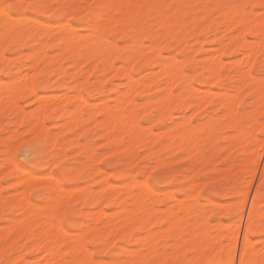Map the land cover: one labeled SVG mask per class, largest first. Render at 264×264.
<instances>
[{
  "label": "rangeland",
  "instance_id": "obj_1",
  "mask_svg": "<svg viewBox=\"0 0 264 264\" xmlns=\"http://www.w3.org/2000/svg\"><path fill=\"white\" fill-rule=\"evenodd\" d=\"M133 1L134 0H119V1L113 0L112 2L117 3V4H131ZM137 1L141 2V0H137ZM5 2H6V0H0V4H3ZM7 2H20V3L27 4V3L32 2V0H7ZM85 2H92V0H85ZM205 2L206 1H204V0H160V1L159 0H142L141 5H149V6H151V5H157V6H160V5H164V6H166V5H177L178 6V7L172 8V10L173 9L178 10L176 23L173 24L171 31H169L166 35H161V29H159L156 26V21L159 17H161L163 14H165V12H167L168 14H171V12H174V11L169 10L167 7H155V8L146 7V8H144L145 10L140 9L141 17H143L145 20H147V23H140V26L145 33V36L143 37V42H144L145 46H148V44L149 45L150 44H157L160 47V45H161V51H162L163 55L170 56V55L174 54L180 60H182L183 63L186 62L185 64H183V70H182V72H184V70H185V72L187 73L186 75H188V73H190V72H191V74H193L194 72H196L198 70L197 74L195 73L194 75H192L193 76L192 84H193V86L196 87L195 89L200 88L199 91H201V93L198 92L199 94H202V91L206 93L210 88H211L212 92L215 91L216 93L222 92V94H224V92L226 91L224 95H227L226 93H228V94L230 93V97H233L231 95H238L239 97L241 96L240 97L241 100L240 99L235 100V103H234V104H236V101L237 102L240 101L238 103L239 105L238 104L234 105L231 103L232 106L230 107V104H228L230 102H234V99L236 96H234V99H230L232 101L229 100V98H230L229 96H228L229 98L227 96L224 97L225 99H223V101L227 100V99L228 100L225 101V103L221 104L222 103V99H221L222 96H220L221 97L220 98L221 103H220V100L218 98L219 96L215 97L216 93L214 92V96L213 95L212 96L215 98H212V96L207 94V93L202 94V95L205 94L206 96L209 95L212 98L211 100L209 99L211 102L210 101L206 102L208 97L206 98V96H204V98H206L205 99L206 104L204 103V106H203L204 98H201V100H199V98H195V100L192 99V98H194L192 95H194L195 92L191 91L192 92L191 95L189 92L188 93L189 95L186 97V100H188V99H189V101L191 100L190 101L191 103L187 109H186V107H183V106H185L183 103L180 104V106L179 105H176L173 107L171 106L170 107V108H172L171 111H169L170 108H168V110L164 113L162 119L157 122V120L155 121V115L153 112L150 115L148 114L149 116L143 112V109L146 108L147 101L150 99H154L157 96V90L156 89L154 90V88H153L154 91H151L152 90L151 89L148 93L138 91L134 94V101L136 102L135 103L136 107H137V110H136L137 113L136 114H137V117H139V122L141 120V122H140L141 126L140 127L142 129L140 128L141 130L138 134V140H137L136 144L133 145V149L131 148L132 144H131V146H128L129 148L128 147L125 148V145L127 146V142H128V144H130L128 141V140H130L129 135H128L129 132L126 128H125L127 130L126 132H128V133L125 134L124 133L125 129L123 130V132H122V133H124V136L122 137L123 141L120 144L112 143L111 141H108L107 139L105 141V138L100 137V133L102 132V129L99 130V128H100L99 122H101V120H99V119H102V120L104 119V116L101 114H98V115H96V117H94V119L93 118L90 120L88 119V121L85 122L84 130H88L87 136H84L80 133L81 132L80 126L75 127V129H72L70 131H65L63 134H61L58 131L62 130V128H63V126L61 125V124H63L62 123L63 120L61 118L54 116V115L48 116L47 118H45V120L43 121L44 125L41 124L43 127L39 126V128L41 127V130L37 128L36 130L38 132L34 130L35 132L33 134V131H31L30 129H27V127H31V126L28 124H27L28 126H25V124L27 123L26 120L29 117V115L34 112V109L36 108V106L39 102L38 98L37 99L36 98L35 99H29V97H32L33 95L23 94V95L19 96L17 99V101H18V103H16L17 107L15 106L14 108H12L7 102H3L4 108L2 106L0 108V113H2V114H0V157H1L0 158V164L3 162L7 163L11 158H14L18 163L28 166L30 162L19 158L17 150L21 147V145H24V144L25 145H31V144H34L35 141H39L41 143L42 151H44L46 153L50 152L52 155V160H48L46 158H41L38 160L42 161V163H39V164L35 163L36 165L29 166L30 167L29 170L35 175V177L37 175V177L34 180V186L30 191V200L32 201V203L41 205L44 203V201L50 202V200L51 201L53 199L55 200L58 196L62 197L60 195L61 194L64 195L66 193V190L59 188L57 186L54 187V185H52L50 183V179L48 178V177H50V175H51V177L59 178L62 186L66 189L70 187L73 189L77 188V190H78L82 186L84 187L88 184V186L91 187L92 190L98 191V188H100V184H101V179H102L101 177L105 173H107V172L112 173V172H115L118 170L130 169V171L132 173H134L137 177L139 176L138 180H140V181L145 180L149 184V189L146 190V194H145V196H146L145 197L146 198L145 205H148V208H146V210L151 209L150 208L151 205L155 203L154 206L152 205V207H154V209L157 208L158 211L157 210L154 211L155 213L153 211L152 212H150L148 210H147L148 212L146 211V213H147L146 214L147 220H146V227H145L146 231L144 229V231L141 232V236H142V234H144V233L146 234L147 232H149V233H147L148 235L144 234L142 237L147 236L145 238H147L148 240H151L152 238L149 239L148 237H151L155 233L154 231H156V232L161 231L162 233L161 232L155 233L156 237H154V235L152 236L154 239L153 244H152L153 239L151 240L152 241L151 243H149V241L145 239L146 243H144V244H146L145 245L146 247L143 248V251L145 252L146 255H145L143 264H152L153 262H151L150 260L155 259L156 257L159 256L160 253H162V252H160L157 254V251H159L160 249H161L160 251L164 250V252L169 251V253H168L169 256L167 257V261H169V260L171 261L172 256H174V254L172 255V249L171 248H174V251H175V247H171L172 246L171 245L170 250L168 247L170 244L173 243V241H175L172 238H174L175 235L178 236L177 234L179 232L181 234V235L179 234L180 238H179V236H178V238L176 237L177 240H176V242H174V244L177 245L176 251L178 252V249L180 247H184V249H185V247L189 246V248L184 250L181 253L182 256H180L181 255L180 253H178V255L177 254L175 255L176 259L175 260L172 259V261L174 260V264H178V262H179L178 260H180L179 264H182L183 260L180 259V257L185 256L186 253H191V257H192V254L195 253V255L197 257V253L199 251H197L196 249L194 250L193 246L192 247L190 246V243L192 244L193 235H194V232L196 229H197V231L199 230V233L201 234L202 238H204L205 240L208 239V237L210 236V233L212 236H210L209 239H212L213 241H214V238L219 233H223L225 236L222 237L223 234H221L222 238L221 239L216 238V239L220 240V241L222 240L221 241L222 244L224 242L229 244L230 242L228 243L227 238H230V236L233 235V234L231 235V232H232L231 230H233V228H234L233 227L231 229V227L234 225V222L232 223V220L237 221V219H239V217L240 218L242 217V220L240 223V229L241 230L239 231V234H238L239 237L237 236L239 238V239H237L238 245H236V249H237L236 251L237 252L235 251L236 253L234 255V258L238 262V258H239L238 256H239V252H240L239 251L240 250V243L242 240L241 236H242L243 228L245 225L244 223L246 221L245 218H247L246 216L248 214V208L250 206L252 196L254 195L256 188L258 187L259 189H261V181L264 180V176L261 179L258 178V177H262V175H264V159L260 158L258 163L257 162L252 163L251 160L246 159L249 157V154L252 153V149L255 152L256 146L254 149L253 145H256L257 143H259V140L256 138H259L261 135H264L263 134L264 133V130H263L264 129V123H261L258 119L260 114L262 112H264V101L261 102L262 104L259 103L261 101V98H259V96L263 97V99H264V95H263V93H264V82H260V80L258 81V79L256 81L253 80L252 82H251V79H249V81L246 80L247 78H249L247 73L249 71H251L254 67L259 66L262 62H264V50H263L264 48L259 47V46H262V47H264V46H263V44H261L260 40H259V45H258L257 41H254V42H256V43H254L253 41L247 40V42L249 44H251V45H249V47H247L248 43H246L245 38H244L245 40L243 39L244 40L243 43L239 42L241 39L240 40L237 39L236 42L238 43V45L235 44L236 38L240 37L241 34H243L245 36V34L248 33L250 30L255 31L257 28H260L261 22H260L259 17L261 15V13H260L259 5L261 3H264V0H209L208 9L205 8ZM251 4H252V6L255 5L256 8H253L251 6ZM232 5L241 6L238 9L244 10V11H241L243 16L245 15L247 17V20H249L248 22L252 23V25L248 24L249 26H251L249 28L246 24V23H248L247 20L245 22L246 25L244 24V21L242 20V22H243L242 24H244V27L245 26L248 27L249 31L248 32L245 31L248 29L246 27H245V30H243V28H242L243 33H240V35H239V33H238L239 31H238L237 34H235V36H237V37L236 38L232 37L234 39L233 41H231V35L234 36L233 33H236L237 28H239L240 27L239 25H241V24H237L238 22L234 23V21H235L234 20L233 23L237 24V25L233 26L232 28H231L232 25L230 27L228 26V28L229 29L231 28V29L229 31H227L228 29L226 30L225 24H222V22L220 23V21H222L224 18L226 20V18L228 16V15L226 16V14H229V12H226V11H225L226 13L224 12L225 14L221 13V10L222 11H224V10H230L231 11V9L234 10V7H231ZM244 5H248V8L245 9L243 7ZM179 9L180 10H189L190 9L192 12H194L197 15L196 19L191 18L189 13H186V15L183 16V18H181V12ZM235 12L237 15V11H235ZM153 14H156V15L154 16ZM238 14L240 15V13H238ZM198 15H203V16H201L198 19V17H199ZM153 16H154V18H153ZM222 16H224L223 19L222 18L220 19V17H222ZM34 17H35L34 13H29L25 17L14 16L13 20L17 21L16 24L13 23V20H9L12 24L11 32H13L14 29H18V30L20 29V30H22V32L20 33L21 39L19 40V42H17V40L13 38L14 35H11L9 40L7 38V43H5L3 41L2 46L5 43V45L3 47V53H4V50L9 47V45H13V43H14V45H16V55L15 56H10L8 58H5V56H3V57L0 56V67H1L0 68V78L3 79L4 81L9 82L11 80H14L18 71H22V72H27L26 70H28V72L30 71L28 68V65H30V61L25 58V56H26L25 54H28V52L29 53L33 52L36 49H38V47H40V41L42 42L44 38L42 37V35L39 34V32H41L43 30L40 28H44V27L21 25L19 23V21L21 19H34ZM210 17H211V19H210ZM237 17H238V15H237ZM0 19H2V16H0ZM44 19H46V20L47 19L61 20L62 18L61 17H45ZM206 20H208V23ZM218 20H220V21L218 22ZM240 20H238V21L241 23ZM226 21H228V20H226ZM263 21H264V19L262 20V23H264ZM231 22L232 21H230V20L228 21V23L226 22V27H227V25L231 24ZM223 23H225V22L223 21ZM121 25H122V22H115L113 24V27L111 28V30L107 31L106 33H107L108 41L110 43H115L119 48V49L117 48L118 49L117 51L119 53L123 54V53H126V51H127L125 49V47L129 44L130 35L133 32H132V30H128L127 34H125V35L121 34L120 31H118L119 29H121V27H122ZM199 25H200V28H199ZM56 27H57V25L50 26L49 33L46 37L47 38L46 39L47 43L45 46V54L46 55H44V57L41 58V60H40L41 63L39 62V64H38L40 66V67L38 66V68H40V69H38L40 71L38 74V78L43 79L45 85H48V86H37L36 87V88H38L37 90L39 92V95H42L44 92L49 97L51 95L57 96L56 94L59 95V93H61V92H59V87H62V90L64 92H66L68 94H70V93L72 94V93H74L76 88H80L79 87L80 85L78 87H77V85L81 84L85 81V79L83 77H85L86 75L89 74L88 78L85 81L86 84L84 86H82L81 91L84 94V96L87 97L89 103H91L92 105L89 104V106L85 107L86 109H84V110H88L91 107L94 108L93 106L96 107V105H99V102L103 101V100L106 101L108 104L114 103L113 102L114 101L113 95H115L114 90L123 88L119 84L121 82L120 79L117 76H115L114 73L112 75H109L111 73H108V75H109V76L107 75L108 77H105L106 75H101L102 73L99 70V66H97L94 63V61H92V60L81 59L79 62L81 63V61H82V63H84V64H81V66H80V63H79V65H75V64L73 65L74 59H73L72 53H67L66 55L61 54V56H59L60 53H62L61 51H62L63 46H62L61 42L59 41L61 33L58 32ZM87 27L89 28V25H87L83 21H79V20L73 21L72 26H71V30H72L71 33L72 34L74 33L73 34V40H80V39L85 38L88 35L87 33L90 32V30ZM1 28L2 27H0V30H1ZM182 28L187 29L185 36L180 34V33H182L181 32ZM196 30L198 31V33H196ZM242 30H240V31L242 32ZM244 31L246 33H244ZM77 34L79 35L78 38L76 37V36H78ZM85 34H87V35H85ZM179 34L182 37H180V36L178 37ZM196 34H198L197 37H196ZM39 36H40V38H39ZM177 37L179 39L181 38L180 39L181 41H178ZM241 38H243V37H241ZM25 41H27V44L24 47ZM232 42H234L233 43L234 49L231 48L232 47L231 45H233ZM221 43H223V44H221ZM239 43L241 44V46L239 45ZM122 44H124V45H122ZM243 44H245V46L247 45L246 48ZM256 45H258V46H256ZM19 46L21 48H19ZM197 46H199V47H197ZM224 46H225V49L224 50L222 49L223 51L222 50L220 51V49L223 48ZM219 47H221V48H219ZM197 48H198V50H197ZM228 48H231V49H228ZM258 48L260 51L259 50L257 51ZM195 49H196V51H195ZM247 49L250 51L246 52V51H248ZM59 50H61V51L59 52ZM202 50H204V51H202ZM216 50L218 52L220 51L221 54L220 53L217 54L218 52H216ZM20 53L22 55H19ZM215 53L217 55H220L221 61H225V62H223L221 64V66H218V69H219V76L218 77H219V79L216 77L218 79V81L214 80V83H212V85H210V87H208L209 86L208 83L210 81H212L213 79L207 83V80H209V78H207V80L206 79L204 80V76L206 73H208V76L212 75L210 73L213 72L211 69V68H213V64H211V67H210V66H208V63H209L210 58H212V56H214V57L217 56ZM243 54H246V57ZM252 54H253L254 58L250 57V56H252ZM208 55H209V57H208ZM210 55H212V56L210 57ZM23 56H24V58H22ZM64 56H66V57H64ZM241 56L245 57L244 60H246L248 58L250 63L252 61L251 65H250L251 69H249L247 67L249 71L245 70L246 66L244 67L245 69L243 68V65L245 62L241 61V59H243V58H241ZM247 56H249V57H247ZM207 58L209 60H206ZM233 60L236 63H234ZM240 61L243 62V64ZM230 62H232V63H230ZM237 62H238V64H237ZM9 63H10V65H9ZM60 63L62 65V67L64 68L65 72H64V74L58 76L55 74V72L53 70L56 67H58L60 65ZM113 63H114L115 68H117L118 64L121 65V60H119L118 58H115ZM246 63H245L246 65H249L248 61ZM145 64H146V62L143 59L138 60L135 64L136 66H135L134 77L137 80H139L140 85H141V83L146 82L148 77H149L148 71H147L148 69H147V66ZM241 64H242V66H239ZM17 66H18V68H17ZM76 66H77V70H76ZM198 67H201L202 71H199L200 68H198ZM202 67H205V68H202ZM206 67H207V69H210V70H207L205 72ZM239 67L241 69H238ZM242 68L245 70V72H243L244 70ZM5 69H10V71L7 73V75L4 74ZM73 70H76V71L73 72ZM239 70L241 73H244V75H245V73L247 74L246 76H248V77L246 79H244L245 76L243 77V79L247 82L246 84L244 83V80L242 79L243 80V82H242L243 85H242V83L240 82L242 80L238 81V79L236 78V77L243 76V74L239 75V73H240ZM89 71H91V72H89ZM209 71H211V72H209ZM99 73H100V75H99ZM230 73H232V74H230ZM202 75H204V76H202ZM182 76H183L182 79L187 77V76H185V74H183ZM101 77H102V79H101ZM104 77L106 79L105 81H104ZM79 80H81V83ZM100 80H102L101 82H104V84H101ZM98 82H100V83H98ZM114 82H116V83H114ZM36 83H37V81L35 79L34 84H36ZM255 83L256 84L260 83V84L255 86L256 85ZM100 84L103 85V95L102 96L100 94H98V92L96 90L100 86ZM161 84L165 85V83L163 81ZM239 84L242 86V89H241V86H239ZM244 84H245V86H244ZM60 85H63V86H60ZM201 85H203V86H201ZM173 86L171 89L174 93L181 92L184 94V92L187 91L185 89V87L187 85H186L184 80L179 81V83H176V85H173ZM181 86H183V87H181ZM197 87H199V88H197ZM254 87H255V89H254ZM109 89H110V91H108ZM204 89H206V91ZM245 89H247L248 91H245ZM262 89H263V92H262ZM190 90H192V88ZM245 92H247V93H245ZM238 96H237V98H239ZM108 97H109V99H108ZM197 100H198V102L201 101V103H202L201 106H199V104H201V103L199 102V104H198ZM254 100H257V102L259 104L255 103L256 101L254 102ZM193 101H196V102L194 103ZM74 102L72 101V106H70V107H73V105L75 104ZM192 102L194 103L193 106L191 105V104H193ZM196 103L198 104L199 107H197ZM5 104H6V107H5ZM225 104L226 105L228 104L227 105L228 109H226ZM253 104H256V106ZM90 105H91V107H90ZM139 105H142V106H139ZM19 106H21L20 107L21 109L19 108ZM202 106H203V108H201ZM223 106L225 108H223ZM236 106H238V111L236 110L237 112L235 110H233L234 111L233 113L231 111L232 114L226 113V112H229L228 110H231L232 108L236 109ZM241 106L247 107L248 110L245 112H241L239 110ZM252 106L255 108H253ZM88 107H90V108H88ZM18 109H20V111ZM31 109H33V111ZM192 110H193V112H192ZM20 112L21 113L23 112L22 113L23 115ZM223 114L224 115L225 114L230 115V117L228 118V116H225L223 118V116H224ZM18 115L21 118V122H19V120H17V118H19ZM210 116H212L214 118L211 119ZM189 117H191V118L189 119ZM227 118H228V120H227ZM187 119H189V122ZM182 120H184V123ZM186 120H187V123H186ZM16 121H17V123H16ZM179 121H182V122H179ZM225 121H228V122H225ZM93 122H94V124H92ZM176 122L181 123L179 125V127L174 126L176 124ZM220 123L222 124V126H220L218 128V125ZM194 124L199 125L198 126L199 128H196V130H195ZM210 124H211V127L209 126ZM7 125H8V127H6ZM111 125H112V123H111ZM113 126H116V124ZM149 127L151 128V130L149 129ZM251 127H252V129H251ZM4 128H5V130H4ZM178 129H179V131H178ZM198 129H200V130H198ZM206 129H208V131ZM182 130L185 132L187 131L189 134L193 135V136L190 135V137H192L191 141H193V138L195 141V139L197 138V137H195V135L200 136V134H203V133H207L208 135H207V137H205L203 135H201L202 138L198 137L196 139V143L195 144L192 143L193 146L191 145L189 147L192 149L188 148V149H186L188 152H186V151H184V149L182 150V149H179L177 147L178 141H179V134L178 133ZM218 130H220V131H218ZM255 130H256V132H255L256 136H258L256 138H254V136H253ZM150 131L152 132L151 134L149 133ZM174 131H175V133H174ZM177 131H178V133H177ZM44 132H49L50 135L56 134L59 144L57 143L56 146L51 148L50 147V139L47 138L44 140H40V138L43 137ZM52 132H54V133H52ZM163 132L166 135L163 134ZM169 132L170 133L172 132L173 134H170V136L168 137ZM229 133L231 134V137L229 136ZM12 135H14L15 138H16V135L19 138H22V142L18 143V141H16L14 139V136H12ZM31 135H33V136H31ZM171 135L172 136L174 135L175 137L174 136L172 137ZM147 136H149V137L152 136V138L154 137V140L152 139V141L149 142L148 145L143 146V142L146 140L145 137H147ZM23 137H24V139H23ZM51 137L52 136H49V138H51ZM156 137H157V140L155 141ZM227 137L228 138L230 137L229 138L230 140L227 141ZM234 137L236 138V140H235V142L233 141L234 144H232L231 141L233 140ZM164 138H167L168 140L167 139L164 140ZM68 139L76 140L78 143L74 144V145L67 144L69 142ZM124 139H126V140L124 141ZM204 139H206V140H204ZM162 140H164V141H162ZM166 140L168 141L167 142L168 144L166 143V145L163 146L162 144L165 143ZM199 140L202 142H200ZM251 140L253 141L252 144L250 143ZM65 141H66V143H65ZM237 141H240L242 143H239ZM254 141L255 142L258 141V142L255 143ZM260 141H262V140H260ZM159 142H161V144ZM263 142H264V140H263ZM263 142H261V143H263ZM14 143L16 144V146ZM171 143L176 144V145L174 144L175 146L173 147V148H176V150L172 149ZM238 143L240 145H238ZM8 144L9 145L12 144V145L7 148ZM66 144H67V146L65 147L64 145H66ZM81 144L88 146L89 151L94 154V159L90 162L89 166L85 167L83 175L77 177L70 184V181L68 180L69 178L64 176L62 173L64 172L65 168L75 167V166H78L80 164V161H82V162L86 161V156L88 155V152L86 153L85 151H83L81 149V146H82ZM235 144H236V146H235ZM194 145H195V147H194ZM199 145H202V148ZM232 145H234V146H232ZM250 146L252 147V149L249 148ZM13 147H15V149ZM198 148H199V150L197 151ZM230 148H232V149L230 150ZM118 149H119V151H118ZM246 149H250V151H249L250 153H247L245 155L244 150H246ZM260 149L261 148L258 147L257 151L260 152ZM192 150H194L196 152H194ZM193 152H194V154H193ZM227 152H229V153L227 154ZM247 152H248V150H247ZM106 153H107V155H105ZM253 153H252V156L254 157ZM156 155H159L160 159L162 160V162L159 164L156 162V159H155ZM61 156L63 159L61 158ZM101 156H103V157H101ZM252 156H250V157L253 158ZM221 157L223 159H221ZM58 158H59V160H58ZM244 158H245V160H247L248 162H250L252 164L248 163L245 165V163L247 161H245ZM50 163H52V165ZM151 165H153V166H151ZM247 165H248V167H250V169L252 168L251 165L255 166L254 171H255L256 175L254 174L255 175L254 181H252L253 183L250 185V187L247 185V180L250 178L253 179V177L249 173L250 169L247 167ZM155 166H156V168H155ZM5 168H8V164H6L5 166L0 165V174H1L0 175V193L2 194V195L0 194V199L4 198L3 200L1 199L2 202L0 201V211H1L3 205L11 204L13 202V200L16 198L18 193L17 192L14 193V192L16 190L18 191L20 189V185H19L18 180H19V178L20 179L22 178L21 175H18L19 173H15L12 171H4ZM151 168H152V170H151ZM149 169L151 170V172ZM246 169L248 172L246 171ZM6 170H9V169H6ZM194 170H196V171H194ZM2 171L5 173L2 174ZM87 173L91 174V177H92V179L89 180V182H87V180L84 177ZM45 174H47V176L48 175L49 176L47 178L45 176L44 179H42V177ZM39 175L40 176L42 175L41 178ZM188 175H190V176H188ZM259 175H261V176H259ZM216 176H218V177H216ZM257 180H259V182ZM16 181L18 183H16ZM242 181H246V183H242ZM202 182H203V184H202ZM188 183H191V184H188ZM191 185H192V187H191ZM244 186L246 187V189L249 188L248 189L249 191H248L246 202H245V205H244V208L242 211L243 214H240L239 210H237V208H238V201L241 198L240 190ZM255 186H256V188H255ZM151 189L152 190L154 189L153 192ZM193 189L196 191H194ZM158 192H159V195H157ZM161 192H164L166 194H163ZM149 193H151V194H149ZM193 193H194L193 198L192 199L189 198L188 196L192 195ZM183 194H185V195H183ZM187 194H188V196H187ZM195 194H196V196H195ZM98 196H99L98 199L100 200L101 195H98ZM158 196H159V199H155V198H158ZM172 196L173 197L176 196V197L173 198ZM186 196H187L188 200L183 199V197H186ZM51 197H53V198L51 199ZM261 197L263 200L262 206L264 208V198H263L264 196H262V194H261ZM181 198L183 199V202L184 201L190 202V209H187L188 210V211L186 210L187 212L184 211V209H180V208H183V207H180L181 205L179 206L180 202L178 200L179 199L181 200ZM150 199H152V200H150ZM237 199H239V200L234 204V202ZM153 200H156V201H153ZM207 201H209V202L206 203ZM210 201H211V203H210ZM79 202L76 203L77 205H74V208L84 209L82 202H80V203ZM194 202H195V205L197 208V210L195 212L192 211V207H193ZM229 202H230V204H229ZM99 203L101 204V201ZM173 203H175V204H173ZM175 205L177 207L179 206L180 208H178V209L175 208L174 207ZM262 206H261V208H262ZM168 207H170V208L168 210H165L166 213H167V211H169L171 209L172 210L175 209V210H178L177 214L182 215V213L185 212L184 213L185 215L184 216L182 215L181 216L182 218H178V217H176L177 214L175 216H173V214L171 213L172 211H169V216H170V213H171V216L167 217L165 212L163 213V211H161L160 209H162V208L167 209ZM9 209L7 212H10ZM36 209H38V211L44 210L43 207H36ZM97 209H98V207H95V206L90 208V211L92 210L91 212H92V214H94V216L96 214ZM93 210H94V212H93ZM152 210H153V208H152ZM107 211L110 213L112 211V209L108 208ZM26 213L27 212L18 213L15 215V218L19 219V216H21L20 218L23 221H27L30 218L31 214L30 213L26 214ZM82 214H80V216L79 215L76 216V215L72 214L73 215L72 216L71 213L65 214V212H64L65 216L63 217L62 222H63V225L69 229L70 235H75L76 233L80 232L79 228L86 229L88 227L87 225L89 223H90L89 225H91V226L97 225L92 219L87 220V214L86 213L84 215H82ZM235 214H237V216ZM67 215H69L70 217L69 216L67 217ZM149 215H150V217H149ZM3 216L4 215H2V213H0V250H4L8 254L12 253L10 264H18L16 262L17 257L24 256V255L27 257L28 260L30 259L31 261L32 260L34 261L35 259H39V256H40L39 252L33 250V248L30 247L32 245L31 242H33L32 239H29V242H28V240H26L24 242V239L17 238V237L13 238V235H9V236L1 235V234H3V231H6L5 230L6 228H4L3 225L4 226L6 225V227H7L8 223L10 222V220L7 219L8 218L7 216H6V219H1V218H4ZM157 216H159V217L157 218ZM173 217H176L179 220L178 224L180 225V227H178L179 226L178 224L174 227V228H176V230L173 228L174 231H176V233L179 231L177 234L175 233V235L172 234L174 232L173 229H171L169 231V233H168V231L166 233V230L169 229L168 227L171 226L168 223L172 219H176ZM198 217H199V219H198ZM259 217L261 219L262 218L263 219L261 220ZM259 217L257 218L258 224L261 227H264V215L260 214ZM152 219H154V220L152 221V224H151L150 222ZM155 219H156V221H155ZM166 219H167V221L165 223L162 222V221H165ZM74 221L76 222V226L78 228L75 225H73ZM194 221H195V224H197L195 226V228L193 225ZM204 221H206V222H204ZM153 222H154V224H153ZM172 223H174V222H172ZM148 224H151V226ZM226 224H227V226H225ZM69 225H71L72 227ZM216 225H219L220 226L219 228H221L222 226H224V227L221 229H218V228H216V227H218ZM230 225H232V226H230ZM149 226H150V228H149ZM73 227H75V228H73ZM83 227H85V228H83ZM165 227H167V228H165ZM226 227H229V228L227 229ZM163 228H165V229H163ZM225 228L228 230V235H227ZM217 230H219V231H217ZM171 231H173V232H171ZM182 232H184V233H182ZM213 233H216V234L213 235ZM157 234L158 235L162 234L160 239H159L160 235L158 236ZM188 234H190V235H188ZM167 235L168 236L174 235V236H172V237L169 236L170 237L169 238V237H167ZM201 236H200V238H201ZM219 236L220 235H218V237ZM155 238L157 239V241H155L156 240ZM250 238H251V241L249 244V249L254 253V255H256L255 254L256 252L253 251V249L255 248V250H256V247H257V251H258V248H259L258 246H260L263 243V242L261 243L260 240H264L263 239L264 235L262 234V232L260 230L257 229V231H255V233L253 232L250 235ZM101 239L105 240V238H101ZM205 240L203 243L200 242L201 244L199 247L200 249L198 248L199 250L203 249V247L201 248L202 244L207 245L208 240L206 241V243H205ZM177 241H179V242H177ZM181 241L183 243H181ZM200 241H202V240L200 239ZM112 242L116 243L117 241L112 239ZM125 242H119V244L125 245L127 243V242L126 243ZM177 243H180V244L178 245ZM150 244H152V245H150ZM219 244L220 243H218V245ZM72 245H73L72 242L70 240H67V241H65L64 245L62 246V249L69 250V251H65V252L70 253V250L73 247ZM98 245L99 246L95 249V255L97 257H102L104 255V253L107 252L109 250V248L111 247V245H109V244H107V245L110 247L106 246V243L102 240H101V243H99ZM126 245L130 248L137 246V245L133 244L132 242L130 243V245H129V243H127ZM251 245H254V246L251 247ZM224 246H225V248H224ZM224 246L222 245L221 247H223L226 250V245H224ZM147 247L150 250H148ZM207 247L209 249H210V247L213 248V249H210L211 253L214 250V252H213V254H211V256L209 255L210 251L208 250ZM210 247L209 246H206V248L204 247V249L202 251V255H204V257L205 256L206 257L204 258L201 256L202 258H204L203 260L206 261L207 259H214V260L219 261V262L221 260L225 262V254L223 256L224 260L221 259L222 255H223L222 253L225 252L224 249L221 250V248H219L220 250L218 249L219 251L215 252V249H214V246L212 243L210 244ZM215 248H217V246ZM259 250H261V249L259 248ZM91 251L93 253L92 254V257H93L94 252H93V250H91ZM174 251H173V253H174ZM176 251H175V253H176ZM181 251H182V248H181ZM150 253H152V254H150ZM149 254H150V256H149ZM226 257H227V255H226ZM12 258H13V260H12ZM163 258H164V256H163ZM165 258H164V260H160V258H159L160 261H159V263H156V264H164V262H166ZM191 259H193V258H190V260ZM190 260L184 261L183 264L190 263L191 262ZM0 261H2L1 258H0ZM170 261H169V264L173 263L172 261L171 262ZM204 261L203 262L200 261V263L202 264V263H204ZM222 261H221V263L225 264Z\"/></svg>",
  "mask_w": 264,
  "mask_h": 264
},
{
  "label": "bare ground",
  "instance_id": "obj_2",
  "mask_svg": "<svg viewBox=\"0 0 264 264\" xmlns=\"http://www.w3.org/2000/svg\"><path fill=\"white\" fill-rule=\"evenodd\" d=\"M113 0H108V2H112ZM119 1V0H118ZM160 1V0H159ZM204 1H206L205 2V8L206 9H208V2H209V0H204ZM113 3V2H112ZM141 3H142V0H141V2L140 1H137V0H134L132 3H131V5H141ZM214 3V2H213ZM252 3V2H251ZM251 6H252V4H251ZM251 8V7H250ZM238 9V8H237ZM236 8H234V10H232L231 9V11L230 10H224V11H222L221 10V13H224L225 11L226 12H229V14H226V16H227V18H226V20H230V21H232L231 22V24H229V25H227V27H226V22L228 23V21H226L225 20V18L223 19V17L224 16H222V17H220V19L222 18L223 20L222 21H220V20H218V22L220 21V23L222 22V24H225V28H226V30L227 31H229L233 26H235V25H237V24H242L243 22H242V20H240V19H237L236 17H237V15H239L238 13H240V15L241 16H243V14H242V12L241 11H244V10H237ZM142 10V9H141ZM143 10H145V9H143ZM180 10V9H179ZM171 11H174V12H171V14H168L167 12H165V14H163L161 17H159L158 19H157V21H156V26L159 28V29H161V35H166L169 31H171V28H172V26H173V24L174 23H176V18H177V12H178V10L177 9H171ZM235 11H237V15H236V12ZM240 11V12H239ZM180 12H181V18H183V16H185L186 15V13H189L190 14V17L191 18H193V19H196V14L194 13V12H192L190 9L189 10H180ZM225 12V13H226ZM234 12V13H233ZM136 13H139V15L141 16V14H140V9H136L133 13H131V15L133 16V17H135V15H136ZM143 13V12H142ZM170 13V12H169ZM224 13V14H225ZM220 14V13H219ZM154 16L156 15V14H153ZM239 15V16H240ZM154 16H153V18H154ZM199 17H198V19L201 17V16H203V15H198ZM225 16V17H226ZM236 16V17H235ZM245 16V15H244ZM188 18V17H187ZM236 18V19H235ZM18 19V18H17ZM210 19H211V17H210ZM259 19H260V24L261 25H264V23H262V20L263 19H261L260 17H259ZM235 20V21H234ZM238 20H240L241 21V23L238 21ZM246 20H247V18L245 19V20H243L244 21V24H245V22H246ZM207 21V23H208V20H206ZM223 21L225 22V23H223ZM233 21H234V23H236V22H238L237 24H234L233 23ZM249 20H247V22H248ZM259 22V21H258ZM264 22V21H263ZM78 23V22H77ZM115 22H113V24H114ZM206 23V22H205ZM216 23V22H215ZM87 24V23H86ZM234 24V25H233ZM243 24V25H244ZM247 24V26L250 28L251 26H249L248 24H250V25H252V23L251 22H248V23H246ZM245 24V25H246ZM254 24V23H253ZM87 25H89V24H87ZM232 25V26H231ZM53 26V25H52ZM55 26V25H54ZM122 27H121V29H119L118 31H120V33L121 34H127L128 33V30H131V27H132V21L131 20H127V21H124V22H122V25H121ZM203 26V25H202ZM224 26V25H223ZM228 26L230 27L231 26V28L229 29L228 28ZM239 26H241V25H239ZM0 27H2L1 28V30H0V56L1 57H3L4 56V53H3V47H4V45H5V43H7V38H8V40L10 39V37H11V35H9V33H11V30H12V24H11V22L8 20V21H6L3 17H2V19H0ZM113 27V25L111 26V27H109L108 29H107V31H109V30H111V28ZM246 27V26H245ZM245 27H239L240 28V30H242V28H243V30H245ZM248 27H246V28H248ZM88 28V27H87ZM155 28V27H154ZM199 28H200V25H199ZM235 28V27H234ZM249 28L247 29V30H245L246 32H248L249 31ZM38 29V28H37ZM40 29H43L41 32H39V34L40 35H42V37L44 38L43 39V41L41 42L40 41V47H38V49H36L35 51H33V52H28V54H25L26 56H25V58L26 59H28L29 61H30V65H28V68H29V72H28V70H26L27 72H22V71H18L17 72V74H16V76H15V78H14V80H11V81H4L3 79H1L0 78V108H1V106L3 107L4 105H3V102H7L12 108H14L17 104L16 103H18V101H17V99H18V97L19 96H21V95H23V94H27V95H33V92H35V98L37 99H39V102H38V104H37V106H36V108L34 109V112L32 113V114H30L29 115V117L27 118V120H26V122H27V124L28 125H30L31 127H27V129H30L31 131H33V134H34V132L35 131H37L36 129L38 128V129H40L41 130V127L39 128V126H42V125H44L43 124V121L45 120V118H47L48 116H52V115H54V116H56V117H58V118H61L63 121H62V123L63 124H61L62 126H63V128H62V130H59L58 132H60L61 134H63L65 131H70V130H72V129H75V127H78V126H80V128H81V134L82 135H84V136H87V131L88 130H84V125H85V122H87L88 121V119L90 120V119H94V117H96V115H98V114H101V115H103L104 116V119L102 120V119H99V120H101V122H99V125H100V128H99V130H101L102 129V132L100 133V137H103V138H105V141H106V139L108 140V141H111L112 143H116V144H120V143H122V141H123V136H124V133L125 134H127L128 132H129V138H130V140H128L129 141V143L130 144H128V142H127V146L125 145V148L126 147H128V146H131V144H132V149H133V145H135L136 144V142H137V140H138V134H139V132H140V130L142 129L140 126V122H141V120H140V122H139V117H137V107H136V102L134 101V94L136 93V92H138V91H140V92H146V93H148L151 89V91H154L155 89L157 90V96L154 98V99H150V100H148L147 101V103H146V108H144L143 109V112L144 113H146V115H150L152 112L154 113V115H155V121L157 120V122L158 121H160L161 119H162V117H163V115H164V113L168 110V108H170L171 106L173 107V106H176V105H179L180 106V104H184L185 106H183V107H186V109L189 107V105H190V101H189V99L188 100H186V97L189 95L188 93L190 92V95H191V91H193V92H195L194 93V95H192L194 98H192V99H194L195 100V98H199V100H201V98H204V96H206L205 94L207 93V94H209V95H213L214 96V92L215 91H213L212 92V90H211V88L205 93V92H203L202 91V94L203 93H205L204 95H202V94H199V93H201V91H199L200 90V88L199 87H197V88H199V89H195L196 87L195 86H193V84H192V81H193V76L192 75H194L195 73L197 74L198 72V70L196 71V72H194L193 74H191V72L190 73H188V75H186L187 73L185 72V70H184V72H182V70H183V64H185V63H183V61L182 60H180L176 55H170V56H167V55H163V53H162V51H161V45H160V47L157 45V44H148V46H145L144 45V42H143V37L145 36V33H144V31H143V29L141 28V26H140V23L139 22H137L136 23V27H135V30L133 31L132 30V34L130 35V42H129V44L125 47V49L127 50H125L126 51V53H119L117 50L119 49L118 48V46L115 44V43H110L109 41H108V37H107V31H105L104 29H100L99 31L98 30H96L93 26H91V25H89V30H90V32L89 33H87V34H85V35H87L85 38H83V39H80V40H73V34L71 33V31L70 32H64V31H62L61 29H60V27L59 26H57L56 27V29L58 30V32H60L61 33V36H60V38H59V41L61 42V44H62V51L61 50H59V52L61 51L62 53H60V55L59 56H61V54L62 55H66L67 53H72V55H73V59H74V62H73V65L75 64V65H79V61L81 60V59H85V60H92V61H94V63L97 65V66H99V70H100V72L102 73L101 75H106L105 77H108L109 75H112L113 73L115 74V76H117L119 79H120V86H122L123 88L122 89H117V90H114L115 91V95H113V99H114V103H112V104H108L106 101H100L99 102V105H96V107L95 106H93L94 108H92L91 107V103H89V101H88V99H87V97L86 96H84V94L82 93V91H81V88H82V86H84L86 83H85V81H86V79L88 78V76H89V74L88 75H86L85 77H83L84 79H85V81L83 82V83H81V80H79L80 81V83L81 84H78L77 85V87L79 86L80 88H76L75 89V91H74V93H70V94H68V93H66V92H64L63 90H62V87H59V92H61V93H59V95L58 94H56L57 96H55L54 94V96H48V95H46L44 92H43V94L42 95H39V92H38V88H36L35 87V89H33V85H34V76H38V74H39V70L38 69H40V68H38V64H39V62H40V60H41V58H43L44 57V55H46L45 54V46H46V43H47V41H46V37H47V35H48V33H49V29H50V26L49 27H44V28H40ZM193 29V28H192ZM191 29V30H192ZM113 30V29H112ZM199 30V29H198ZM239 30V32L238 31H236V33L235 34H237V32L239 33V35H240V33H243V30H242V32ZM74 31V30H73ZM115 31V30H114ZM244 31V33H246ZM22 32V30H20L19 29V31H18V35H20V33ZM182 33H180V34H182L183 36H185L186 35V32H187V29L186 28H182V31H181ZM226 32V31H225ZM28 33V32H27ZM115 33V32H114ZM196 33H198V31L196 30ZM214 33V32H213ZM26 34V33H25ZM120 34V35H121ZM180 34L178 35V37L180 36ZM234 34V33H233ZM235 34H234V36L233 35H231V41H233L234 39L233 38H236L237 36H235ZM37 35V34H36ZM78 35V34H77ZM197 35L198 34H196V37H197ZM243 34H241L240 35V37H238V38H236V40H235V44H237L238 45V43L236 42L237 41V39H241L239 42L240 43H243L244 42V35L242 36ZM24 36V35H23ZM77 38L79 37V35L78 36H76ZM163 37V36H162ZM177 37V39H178V41H181L179 38ZM180 37H182V36H180ZM217 37V36H216ZM233 37V38H232ZM241 37H243V38H241ZM13 38L14 39H16V35H14L13 36ZM39 38H40V36H39ZM75 39V38H74ZM160 39V38H159ZM176 39V40H177ZM244 39V40H243ZM6 40V41H5ZM243 40V41H242ZM3 41L5 42L4 43V45L2 46V44H3ZM49 41V40H48ZM186 41V40H185ZM242 41V42H241ZM19 42V41H18ZM225 42V41H224ZM257 42H258V45H259V40H257ZM200 43V42H199ZM234 42H232V44H233ZM239 43V45L241 46V44ZM246 43H248L247 42V40H246ZM245 43V44H246ZM254 43H256V42H254ZM11 44V43H10ZM14 44V43H13ZM185 44V43H184ZM201 44V43H200ZM221 44H223V43H221ZM245 44H243L244 46H245ZM261 44H263V46H264V43H261ZM122 45H124V44H122ZM220 45V44H219ZM249 45H251V44H249L248 43V46L247 47H249ZM258 45H256V46H258ZM201 46V45H200ZM221 46V45H220ZM232 47V49H234V44L233 45H231ZM246 46H245V48H246ZM25 47V46H24ZM124 47V46H123ZM197 47H199V46H197ZM236 47V46H235ZM259 47H261V48H264V47H262V46H259ZM19 48H21L20 46H19ZM118 48V49H117ZM121 48V47H120ZM213 48V47H212ZM218 48V47H217ZM219 48H221V47H219ZM231 48H228V49H231ZM251 48V47H250ZM260 48V49H261ZM59 49V48H58ZM124 49V48H123ZM200 49V48H199ZM224 50L225 49V46L223 47V48H221L220 49V51L221 50ZM197 50H198V48H197ZM222 50V51H223ZM248 50V49H247ZM259 50V48L257 49V51ZM262 50V49H261ZM264 50V49H263ZM188 51V50H187ZM195 51H196V49H195ZM202 51H204V50H202ZM218 52L217 50H216V52H218L217 54H221V52ZM250 50H248V51H246V52H249ZM254 51V50H253ZM260 51V50H259ZM23 53V52H22ZM26 53V52H25ZM57 53V52H56ZM194 53V52H193ZM211 54V53H210ZM216 54V53H215ZM216 54V55H217ZM249 54V53H248ZM247 54V55H248ZM255 54V53H254ZM258 54V53H257ZM256 54V55H257ZM18 55V54H17ZM19 55H22L21 53L19 54ZM53 55V54H52ZM245 57H246V54H243ZM194 56V55H193ZM212 55H210V57H211ZM64 57H66V56H64ZM63 57V58H64ZM207 57V56H206ZM208 57H209V55H208ZM218 57V58H217ZM245 57H242L241 56V58H243V59H241V61H243V62H247L248 61V64L249 65H246L245 63H244V65H243V68L246 66V69L245 70H247V71H249L248 70V68L249 69H251V63H252V61H251V63H250V61L248 60V58L246 59V60H244V58ZM247 57H249V56H247ZM250 57H252V58H254L253 57V54H252V56H250ZM12 58V57H11ZM22 58H24V56L22 57ZM115 58H118L119 60H121V65H119L118 64V66H117V68H115V66H114V59ZM196 58V57H195ZM15 59V58H14ZM140 59H143V60H145V62H146V66H147V71H148V79H147V81L146 82H144V83H141V85H140V83H139V80H137L135 77H134V72H135V64H136V62L138 61V60H140ZM212 59V60H211ZM220 59V60H219ZM237 59V58H236ZM250 59V58H249ZM206 60H209L208 58L206 59ZM205 60V61H206ZM211 60V61H210ZM210 60H209V63H208V66H210L211 67V64H213V68H211L212 69V71L213 72H211V71H209V72H211L210 74H212V75H210V76H208V73H206L205 74V76L204 75H202V76H204V80L206 79L207 80V78H209V80H207V83L210 81V80H212V81H210L208 84H209V86L208 87H210V85H212V83H214V80H216V81H218V79H219V69H218V66H221V64L223 63V62H225V61H221V58H220V55H217V56H212V58H210ZM15 61V60H14ZM61 61V60H60ZM237 61V60H236ZM240 61V62H241ZM205 62V63H206ZM211 62V63H210ZM213 62V63H212ZM233 62L234 63H236L234 60H233ZM239 62V63H240ZM243 62H241L242 64H243ZM41 63V62H40ZM195 63V62H194ZM230 63H232V62H230ZM81 64H84V63H82V61H81V63H80V66H81ZM237 64H238V62H237ZM242 64L241 65H239V66H242ZM9 65H10V63H9ZM17 65V64H16ZM44 65V64H43ZM59 65V64H58ZM207 65V64H206ZM235 65V64H234ZM79 66V67H80ZM202 66V65H201ZM230 66V65H229ZM232 66V65H231ZM40 67V66H39ZM91 67V66H90ZM248 67V68H247ZM1 68V67H0ZM17 68H18V66H17ZM71 68V67H70ZM95 68V67H94ZM198 68H200L199 69V71H202L201 70V67H198ZM202 68H205V67H202ZM209 68V67H208ZM227 68V67H226ZM242 68V69H243ZM91 69V68H90ZM89 69V70H90ZM157 69V70H156ZM194 69V68H193ZM238 69H241L240 67L238 68ZM243 69V70H244ZM76 70H77V66H76ZM76 70H73V72L74 71H76ZM94 70V69H93ZM195 70V69H194ZM193 70V71H194ZM207 70H210V69H207V67H206V70H205V72L207 71ZM245 70L243 71V72H245ZM54 72H55V74L56 75H58V76H60V75H62V74H64V72H65V70H64V68L62 67V65H61V63H60V65L58 66V67H56L54 70H53ZM52 71V72H53ZM92 71V70H91ZM91 71H89V72H91ZM239 72H240V70H239ZM238 72V73H239ZM250 72V71H249ZM248 72V73H249ZM70 73V72H69ZM72 73V72H71ZM94 73V72H93ZM108 73H111V74H109L108 75ZM200 73V72H199ZM241 73V72H240ZM239 73V75H242L243 74V76H241V77H236L237 79H238V81L239 80H242L243 79V77H244V79H246L248 76H246L247 74L245 73V75H244V73H241L240 74ZM87 74V73H86ZM183 74H185V76H187V77H185L184 79H182L183 78ZM230 74H232V73H230ZM69 75V74H68ZM97 75V74H96ZM99 75H100V73H99ZM108 75V76H107ZM200 75V74H199ZM207 75V76H206ZM238 75V74H237ZM55 76V75H54ZM147 76V75H146ZM201 76V77H202ZM71 77V76H70ZM105 77H104V81L106 80L105 79ZM218 79H217V78ZM47 78V77H46ZM58 78V77H57ZM82 78V79H83ZM115 78V77H114ZM113 78V79H114ZM240 78V79H239ZM71 79V78H70ZM101 79H102V77H101ZM243 79V80H244ZM185 81V83H186V87H185V89L187 90H185L186 92H184V94L183 93H181V92H176V93H174L173 91H172V86L173 85H176V83H179V81ZM243 80L242 81H240L241 83L243 82ZM247 81H249V78H247L246 79ZM102 80H100V82H101ZM162 81L165 83V85H162L161 83H162ZM215 81V82H216ZM237 81V80H236ZM253 80H251V82H252ZM256 81V80H255ZM259 81V80H258ZM100 82H98V83H100ZM161 82V83H160ZM206 82V81H205ZM261 82V81H260ZM108 83V82H107ZM114 83H116V82H114ZM244 83L246 84L247 82L244 80ZM101 84H104V82H101ZM100 84V86L96 89L97 90V92H98V94H100L101 96L103 95V85H101ZM207 84V85H208ZM245 84H244V86H245ZM256 84V83H255ZM258 84H260V83H257L255 86H257ZM263 84V83H262ZM214 85V84H213ZM242 85H243V83H242ZM60 86H63V85H60ZM169 86V87H168ZM201 86H203V85H201ZM239 86H241L240 84H239ZM97 87V86H96ZM174 87V86H173ZM181 87H183V86H181ZM253 87V86H252ZM153 88H154V90H153ZM192 88V90H190V89ZM251 88V87H250ZM56 89V88H55ZM208 89V88H207ZM241 89H242V86H241ZM253 89V88H252ZM254 89H255V87H254ZM205 91H206V89H204ZM250 90V89H249ZM108 91H110V89L108 90ZM248 91V90H247ZM199 92V93H198ZM224 92V91H223ZM226 92V91H225ZM225 92H224V94H225ZM262 92H263V89H262ZM216 93V92H215ZM218 93V92H217ZM216 93V96L215 97H217V96H219L218 98H219V100H220V96H222V103H221V100H220V103L221 104H223V103H225V101H227V100H224L223 101V99H225L224 97H230V93L228 94V93H226L227 95H224V94H222V92H220V93H218L217 94ZM245 93H247V92H245ZM145 94V93H144ZM184 96H183V95ZM232 94V93H231ZM244 94V93H243ZM206 96V98H207V101L206 102H208V101H210L212 98H215V97H213L212 96V98H211V96ZM245 95V94H244ZM263 95H264V93H263ZM40 96V97H39ZM115 96V97H114ZM191 96V97H192ZM202 96V97H201ZM231 96H233V97H228L229 98V100L230 99H234V96H236L235 97V99H234V102H230V103H228V104H230V107L232 106V104H234L235 103V100H238V99H240L241 100V96L239 97L238 95H231ZM237 96L239 97V98H237ZM34 98V99H35ZM206 98H204V102H203V106H204V103L206 104V102H205V99ZM259 98H261V101L259 102V103H261L262 101H264V99H263V97H261V96H259ZM108 99H109V97H108ZM210 99V100H209ZM263 99V100H262ZM17 101V102H16ZM72 101L75 103H73L74 105H73V107H70V106H72ZM203 101V100H202ZM230 101H232V100H230ZM256 101V102H255ZM194 103L196 102V101H193ZM192 102V103H193ZM200 103H201V101H199ZM199 102H198V100H197V103L199 104ZM211 102V101H210ZM209 102V103H210ZM240 102V101H239ZM239 102H237L236 101V104H238ZM254 102L255 103H258L257 102V100H254ZM96 103V102H95ZM194 103L193 104H191L192 106L194 105ZM196 103V104H197ZM232 103V104H231ZM258 103V104H259ZM89 104H91L90 105V107H88V108H90V109H88V110H84V109H86L85 107H87V106H89ZM195 104V105H196ZM198 104H197V107H199V106H201L202 105V103L201 104H199V106H198ZM220 104V105H221ZM227 104V105H228ZM236 104H234V105H236ZM257 104V105H258ZM262 104V103H261ZM19 105V104H18ZM226 105V104H225ZM224 105V106H225ZM227 105H226V109H228L227 108ZM239 105V104H238ZM253 105H255L256 106V104H253ZM139 106H142V105H139ZM203 106L201 107V108H203ZM223 106V108H225ZM5 107H6V104H5ZM17 107V106H16ZM21 106H19V108H20ZM253 107V106H252ZM4 108V107H3ZM253 108H255V107H253ZM17 109V108H16ZM21 109V108H20ZM20 109H18L19 111H20ZM171 109L172 108H170V110L169 111H171ZM195 109V108H194ZM32 111H33V109H31ZM197 110V109H196ZM215 110V109H214ZM233 110H237L238 111V106H236V109H231V110H228L229 112H226L227 114L229 113V114H232L234 111ZM28 111V110H27ZM26 111V112H27ZM87 111V112H86ZM200 111V110H199ZM231 111H232V113H231ZM236 111V112H237ZM17 112V111H16ZM142 112V113H143ZM192 112H193V110H192ZM21 113V112H20ZM23 113V112H22ZM21 113V114H22ZM86 116H85V115ZM23 115V114H22ZM141 115V114H140ZM148 115V116H149ZM193 115V114H192ZM221 115V114H220ZM224 115V114H223ZM147 116V117H148ZM179 116V115H178ZM225 116H228V118L230 117V115H224L223 116V118L225 117ZM18 117H19V115H18ZM142 117V116H141ZM146 117V118H147ZM165 117V116H164ZM209 117V116H208ZM211 117V119L212 118H214V117H212V116H210ZM184 118V117H183ZM187 118V117H186ZM191 117H189V119H190ZM228 118H227V120H228ZM164 119V118H163ZM189 119H187L188 120V122H189ZM17 120H19V122H21V118L19 117V118H17ZM181 120V119H180ZM187 120H186V123H187ZM97 121V120H96ZM95 121V122H96ZM183 121V123H184V120H182ZM182 121H179V122H182ZM24 122V121H23ZM225 122H228V121H225ZM16 123H17V121H16ZM60 123V122H59ZM111 123H112V125H111ZM40 124V125H39ZM42 124V125H41ZM92 124H94V122L92 123ZM116 124V126H113V125H115ZM181 123H178V122H176V124L174 125V126H176V127H179V125H180ZM221 124V123H220ZM218 125V128L220 127V126H222V124L221 125ZM225 124V123H224ZM60 125V124H59ZM150 125V124H149ZM197 126V127H196ZM199 125H195L194 124V127H195V130H196V128H199L198 127ZM210 127H211V124L209 125ZM213 126V125H212ZM215 126V125H214ZM6 127H8V125L6 126ZM43 127V126H42ZM87 127V126H86ZM145 127V126H144ZM155 127V126H154ZM201 127V126H200ZM204 127V126H203ZM235 127V126H234ZM128 130V132H126L127 130ZM141 128V129H140ZM125 129V130H124ZM149 129L151 130V128L149 127ZM173 129V128H172ZM181 129V128H180ZM251 129H252V127H251ZM4 130H5V128H4ZM35 130V131H34ZM123 130H124V133H122L123 132ZM198 130H200V129H198ZM207 131H208V129H206ZM205 130V131H206ZM236 130V129H235ZM258 130V129H257ZM264 130V129H263ZM162 131V130H161ZM178 131H179V129H178ZM178 131H177V133H178ZM218 131H220V130H218ZM38 132V131H37ZM173 132V131H172ZM170 133L169 132V134H168V137L170 136V134H173V133ZM256 130L254 131V138H256V137H258V136H256ZM52 133H54V132H52ZM150 134L152 133L151 131L149 132ZM174 133H175V131H174ZM234 133V132H233ZM238 133V132H237ZM260 133V132H259ZM58 134V133H57ZM89 134V133H88ZM123 134V135H122ZM163 134H165L164 132H163ZM179 141H178V145H177V147L179 148V149H184V151H186V152H188L186 149H188L191 145H192V143L193 144H195L196 143V139L198 138V137H200V138H202L201 137V135H203V136H205V137H207V133H203V134H200V136H197V135H195V137H197L196 139H195V141H194V138H193V141H191V138L192 137H190V135L191 134H189L187 131L185 132V131H180L179 133ZM228 134V133H227ZM264 134V133H263ZM60 135V134H59ZM166 135V134H165ZM176 135V134H175ZM222 135V134H221ZM226 135V134H225ZM238 135V134H237ZM12 136H14V135H12ZM31 136H33V135H31ZM49 136H52L51 138H49ZM98 136V135H97ZM172 136V135H171ZM174 136V135H173ZM172 136V137H173ZM191 136H193V135H191ZM229 136L231 137V134L229 133ZM233 136V135H232ZM236 136V135H235ZM75 137V136H74ZM167 137V138H168ZM175 137V136H174ZM229 137V138H230ZM237 137V136H236ZM13 138V137H12ZM28 138V137H27ZM50 139V147L52 148V147H54V146H56L57 145V143L59 144V142H58V139H57V136H56V134H53V135H50V133L49 132H44V135H43V137L42 138H40V140H44V139ZM146 138V140L143 142V146H146V145H148V143L149 142H151L152 141V139L154 140V137L152 138V136H147V137H145ZM167 138H164V140L165 139H167ZM171 138V137H170ZM169 138V139H170ZM199 138V139H200ZM204 138V137H203ZM228 137H227V141L228 140H230ZM235 138V137H234ZM233 138V140L231 141V143L232 144H234L233 143V141L235 142V140H236V138L234 139ZM238 138V137H237ZM14 139L16 140V141H18V143L19 142H22V138H19L17 135H16V138H15V136H14ZM23 139H24V137H23ZM77 139V138H76ZM127 139V138H126ZM126 139H124V141L126 140ZM163 139V138H162ZM256 139H258L259 140V143H257L256 145H254V149H255V146H256V149H255V152L253 151V149H252V147L250 146L249 148L250 149H252V153L254 154V157L252 156V153H250L249 151H250V149H246V150H244V154L246 155L247 153H250L249 154V157L248 158H246L247 160L249 159V160H251V162L253 163V162H257L258 163V161L260 160V158H261V156H260V152H258L257 151V149H258V147H260L261 148V145L262 144H264V142H263V140L262 141H260V139L259 138H256ZM69 140V142L67 143V144H70V145H74V144H77L78 142L76 141V140H73V139H68ZM157 140V137H156V139H155V141ZM164 140H162V141H164ZM168 140V139H167ZM166 140V142L165 143H163L162 145L164 146V145H166V143L168 142ZM204 140H206V139H204ZM203 140V141H204ZM240 140V139H239ZM198 141V140H197ZM200 141V140H199ZM24 142V141H23ZM33 142V141H32ZM170 142V141H169ZM200 142H202V141H200ZM237 142H239V143H242V142H240V141H237ZM247 142V141H246ZM249 142V141H248ZM255 142V141H254ZM256 142H258V141H256ZM255 142V143H256ZM261 142H263V143H261ZM65 143H66V141H65ZM103 143V142H102ZM106 143V142H105ZM160 144H161V142H159ZM204 143V142H203ZM238 143V145H240ZM251 144L253 143V141L251 140V142H250ZM15 144V143H14ZM67 144L66 145H64L65 147L67 146ZM155 144V143H154ZM168 144V143H167ZM172 144V149H175L176 150V148H173L175 145L173 144V143H171ZM201 144V143H200ZM205 144V143H204ZM203 144V145H204ZM237 144V143H236ZM236 144H235V146H236ZM246 144V143H245ZM250 144V145H251ZM12 144H8L7 145V148L9 147V146H11ZM25 145V144H24ZM82 145V144H81ZM197 145V144H196ZM228 145V144H227ZM6 146V145H5ZM15 146H16V144H15ZM26 146H30V148H31V155H32V157H34L36 160H38V159H41V158H46V159H48V160H52V155H51V153L50 152H44V151H42V146H41V143L39 142V141H35V143L34 144H31V145H26ZM46 146V145H45ZM193 146V145H192ZM199 146H201V148H202V145H199ZM198 146V147H199ZM229 146V145H228ZM232 146H234V145H232ZM152 147V146H151ZM171 147V146H170ZM194 147H195V145H194ZM197 147V146H196ZM14 149H15V147H13ZM124 148V147H123ZM124 148V149H125ZM129 148V147H128ZM200 148V147H199ZM199 148L197 149V151L199 150ZM226 148V147H225ZM245 148V147H244ZM10 149V148H9ZM64 149V148H63ZM81 149L83 150V151H85L86 153L88 152V155L86 156V161H80V164L78 165V166H75V167H67V168H65L64 169V172L62 173L64 176H66L67 178H69L68 180L70 181V184L77 178V177H79V176H82L83 175V173H84V169H85V167H87V166H89L90 165V162L94 159V154L92 153V152H90L89 151V149H88V146L87 145H82L81 146ZM80 149V150H81ZM131 149V150H132ZM149 149V148H148ZM189 149H192V148H189ZM232 148H230V150H231ZM229 150V151H230ZM234 150V149H233ZM247 150H248V152H247ZM64 151V150H63ZM117 151V150H116ZM118 151H119V149H118ZM192 151H194V150H192ZM191 151V152H192ZM9 152V151H8ZM77 152V151H76ZM112 152V151H111ZM172 152V151H171ZM175 152V151H174ZM194 152H196V151H194ZM194 152H193V154H194ZM243 152V151H242ZM229 152H227V154H228ZM60 154V153H59ZM111 154V153H110ZM191 154V153H190ZM189 154V155H190ZM13 155V154H12ZM104 155V154H103ZM105 155H107V153L105 154ZM63 156V155H62ZM62 156H61V158H62ZM226 156V155H225ZM250 156H252L253 158H251ZM8 157V156H7ZM101 157H103V156H101ZM100 157V158H101ZM247 157V156H246ZM1 158V157H0ZM6 158V157H5ZM60 158V159H61ZM140 158V157H139ZM251 158V159H250ZM63 159V158H62ZM155 159H156V162L159 164V163H161L162 162V160L160 159V156L159 155H156V157H155ZM221 159H223L222 157H221ZM58 160H59V158H58ZM99 160V159H98ZM244 160H245V158H244ZM247 160H245V161H247ZM154 161V160H153ZM252 164V163H250V162H246L245 163V165L246 164ZM6 164H8V168H5V170L4 171H12V172H15V173H19L18 175H21L22 176V178L20 179L19 178V180H18V182H19V185H20V189L17 191H15L14 193H18V195L16 196V198L13 200V202L11 203V204H5V205H3L2 206V209H1V211H0V213H2V215H4L3 217L4 218H1V219H6V216L8 217L7 219H9L10 220V222L8 223V225H7V227H6V225L4 226L3 225V227L4 228H6L5 230L6 231H3V234H1V235H5V236H9V235H13V238L14 237H17V238H22V239H24V242L26 241V240H28V242H29V239H32L33 240V242H31V248H33V250H35V251H38L39 252V259H35L33 262L29 259H27V257L24 255V256H19V257H17V260H16V262L18 263V264H21V262H22V264H87V262L92 258V251L90 250V249H88V247H87V245H88V241H90V240H95V241H99L98 242V244L99 243H101V240L102 241H104L105 242V240H107L109 237H112V239L113 240H115V241H119V242H127V243H129V245H130V243L132 242L133 244H135V245H137V246H135V247H133V248H130V247H128L126 244L125 245H120V247H119V251L118 252H116V253H114L113 255H114V258L115 259H117L119 262H120V264H143V261H144V258H145V252L143 251V248H145L146 246V244H144V243H146L145 241L146 240H148L147 238H145V237H147V236H145V237H142L144 234H142V236H141V232L142 231H144V229H145V227H146V220H147V213H146V211L148 210V211H150V212H154V211H156L157 210V208L156 209H154V207H152V205L154 206V204H150L151 205V209H147L146 210V208H148V205H145V200H146V196H145V194H146V190L147 189H149V184L145 181V180H143V181H140V180H138V177L134 174V173H132L131 171H130V169H123V170H118V171H115V172H112V173H109V172H107V173H105L101 178V184H100V188H98V191H95V190H92L91 189V187H89L88 186V184L86 185V186H82L80 189H78L77 190V188L76 189H73V188H64L63 186H62V184H61V182H60V180H59V178H56V177H51V175H50V177H48L47 176V174H45L43 177H42V179H44V177L46 176V178L48 177L49 179H50V183L52 184V185H54V187L55 186H57V187H59V188H62V189H64V190H66V193L64 194V195H60V196H62V197H57L55 200L53 199L52 201L50 200V202L49 201H44V203L43 204H41V205H38V204H34V203H32V201L30 200V191H31V189L33 188V186H34V180H35V178L37 177V175H36V177H35V175L29 170L30 169V167L29 166H33V165H36L34 162H30L29 163V165L28 166H26V165H22V164H20V163H18L14 158H11L7 163H1L0 165H2V166H5ZM51 165H52V163H50ZM163 164V163H162ZM151 166H153V165H151ZM162 166V165H161ZM252 166V168L250 169V167H248V165H247V167L250 169V174H251V176L253 177V179H248L247 180V185L250 187V185L253 183L252 181H254V177H255V166L254 165H251ZM171 167V166H170ZM246 167V168H247ZM153 168V167H152ZM152 168H151V170H152ZM155 168H156V166H155ZM6 169H9V170H6ZM150 170V169H149ZM151 170H150V172H151ZM154 170V169H153ZM135 171V170H134ZM194 171H196V170H194ZM246 171H247V169H246ZM234 172V171H233ZM248 172V171H247ZM262 172V171H261ZM3 173H5V172H3L2 171V174ZM139 173V172H138ZM149 173V172H148ZM227 173V172H226ZM49 174V173H48ZM248 174V173H247ZM255 174V175H254ZM1 175V174H0ZM15 175V174H14ZM40 176V175H39ZM42 176V175H41ZM41 176H40V178H41ZM188 176H190V175H188ZM259 176H261V175H259ZM263 176L264 175H262V177H258L259 179H261V178H263ZM85 179L87 180V182H89V180H91L92 179V177H91V174H89V173H87L85 176ZM187 177V176H186ZM216 177H218V176H216ZM220 177V176H219ZM39 178V177H38ZM171 178V177H170ZM187 179V178H186ZM49 181V180H48ZM258 182H259V180H257ZM4 182V181H3ZM17 181H16V183H18ZM208 182V181H207ZM205 183V182H204ZM188 184H191V183H188ZM196 184V183H195ZM194 184V185H195ZM202 184H203V182H202ZM211 185V184H210ZM257 185V184H256ZM185 187V186H184ZM191 187H192V185H191ZM152 188V187H151ZM187 188V187H186ZM196 188V187H195ZM194 188V189H195ZM198 188V187H197ZM255 188H256V186H255ZM190 189V188H189ZM193 189V190H194ZM249 189V188H248ZM248 189H246V187L244 186V187H242V189L240 190V195H241V198H240V200L239 199H237L235 202H234V204L238 201V208H237V210H239V213L240 214H243L242 213V211H243V208H244V205H245V202H246V198H247V195H248ZM152 190V189H151ZM154 190V189H153ZM153 190H152V192H153ZM188 190V189H187ZM191 191V190H190ZM194 191H196V190H194ZM193 191V192H194ZM199 191V190H198ZM156 192V191H155ZM148 193V192H147ZM161 193H163V194H166V193H164V192H161ZM196 193V192H195ZM214 193V192H213ZM1 194V193H0ZM149 194H151V193H149ZM156 194V193H155ZM154 194V195H155ZM173 194V193H172ZM181 194V193H180ZM2 195V194H1ZM98 195H101V198H100V200L98 199L99 198V196ZM157 195H159V192L157 193ZM183 195H185V194H183ZM193 195H194V193L192 194V195H189L188 196V194H187V196L189 197V198H193ZM44 196V195H43ZM148 196V195H147ZM165 196V195H164ZM167 196V195H166ZM187 196L186 197H183V199H186V200H188L187 199ZM191 196V197H190ZM195 196H196V194H195ZM173 197V196H172ZM174 197H176V196H174ZM173 197V198H174ZM53 197H51V199H52ZM153 198V197H152ZM161 198V197H160ZM196 198V197H195ZM264 198V197H263ZM2 199V198H1ZM0 199V201L2 202V200L4 199H2L1 200ZM41 199V198H40ZM155 199H159V196H158V198H155ZM183 199L181 198V200L179 199L178 201L180 202V204H179V206L180 207H183V208H180L179 206L177 207L176 205L174 206L175 208H180V209H184V211H186L187 209H190V202H186V201H184L183 202ZM39 200V199H38ZM149 200V199H148ZM147 200V201H148ZM150 200H152V199H150ZM41 201V200H40ZM82 202V204H83V208L84 209H82V208H79V209H77V208H74V205H77L76 203H78V202ZM101 201V204L99 203ZM146 201V202H147ZM153 201H156V200H153ZM177 201V200H176ZM175 201V202H176ZM177 201V202H178ZM262 197H261V192H260V189L257 187L256 188V190H255V192H254V195L252 196V200H251V203H250V206H249V208H248V214H247V218H245L246 219V221H245V225H244V228H243V232H242V236H241V243H240V252H239V255H247L249 258H253V257H255V255H254V253L249 249V244H250V241H251V238H250V235L254 232L255 233V231H257V229L258 230H260L261 232H262V234L264 235V227H261L259 224H258V220H257V218L260 216V214L262 215H264V210H262V208H263V206H262ZM79 202V203H80ZM161 202V201H160ZM159 202V203H160ZM178 202V203H179ZM182 202V203H181ZM199 202V201H198ZM209 201H207L206 203H208ZM232 202V201H231ZM36 203V202H35ZM157 203V202H156ZM205 203V204H206ZM210 203H211V201H210ZM158 204V203H157ZM173 204H175V203H173ZM229 204H230V202H229ZM172 205V204H171ZM189 205V206H188ZM10 206V207H9ZM98 207V209L96 210V214H95V216H94V214H92V210L90 211V208H92V207ZM146 206V207H145ZM186 206V207H185ZM189 208H188V207ZM221 206V205H220ZM219 206V207H220ZM223 206V205H222ZM261 206H262V208H261ZM36 207H43V211H38V209H36ZM86 207V208H85ZM160 207V206H159ZM10 208V209H9ZM108 208H111L112 209V211L109 213L108 211H107V209ZM152 208H153V210H152ZM170 207H168L167 209H160L161 211H163V213L165 212V214L167 215V217H170L171 216V213L173 214V216H175L177 213H178V210H175V209H171V210H169V211H172L171 213H170V216H169V211H167V213H166V211L165 210H168ZM8 209L10 210V212H7L8 211ZM204 209V208H203ZM208 209V208H207ZM264 209V208H263ZM205 210V209H204ZM147 211V212H148ZM158 211V210H157ZM177 211V212H176ZM188 211V210H187ZM186 211V212H187ZM25 212H27L26 214H28V213H30L31 215H30V218L27 220V221H23L20 217L21 216H19V219H16L15 218V215L16 214H18V213H25ZM64 212H65V214L66 213H68V214H70L71 213V215L73 214V215H76V216H80V214H82V215H84L85 213L87 214V220L89 219V220H93L97 225H94V226H91V225H87L88 227L86 228V229H82V228H79L80 229V232H78V233H74L75 235H70V231H69V229L68 228H66L64 225H63V222H62V219H63V217L65 216L64 215ZM93 212H94V210H93ZM174 212V213H173ZM209 212V211H208ZM224 212V211H223ZM155 213V212H154ZM161 213V212H160ZM185 212H183L182 213V215L184 216L185 214H184ZM25 214V215H26ZM152 214V213H151ZM150 214V215H151ZM233 214V213H232ZM72 215V216H73ZM150 215H149V217H150ZM182 215H179V214H177V216L176 217H178V218H182L181 216ZM236 216H237V214H235ZM27 216V215H26ZM69 215H67V217H68ZM198 216V215H197ZM243 216V215H242ZM70 217V216H69ZM155 217V216H154ZM159 216H157V218H158ZM164 217V216H163ZM176 217H173V218H176ZM206 217V216H205ZM204 217V218H205ZM235 217V216H234ZM23 218V217H22ZM72 218V217H71ZM76 218V217H75ZM74 218V219H75ZM260 218V217H259ZM198 219H199V217H198ZM206 219V218H205ZM204 219V220H205ZM261 219V218H260ZM259 219V220H260ZM263 219V218H262ZM261 219V220H262ZM73 220V219H72ZM154 219H152L151 220V224H152V221H153ZM176 220V221H175ZM241 220H242V217L240 218L239 217V219H237V221H233L232 220V223L234 222V225L232 226V225H230V226H232L231 227V229L233 228V230H231L232 232H231V235L232 236H230V238H227V240H228V243L229 244H227L226 242H224L223 244H222V240L220 241V240H217V239H221L223 236H225L223 233H219L218 235H220L219 237H218V235L214 238V241L212 240V239H209V237L210 236H212L211 235V233H210V236L208 237V239H204V238H202V236H201V234L199 233V230L197 231V229L195 230V232H194V235H193V241H192V244L190 243V246L192 247L193 246V249L195 250H197V251H199L198 253H197V257H196V255H195V253L194 254H192V257L191 258H193V259H191L190 261V263L191 264H201L200 263V261H204L203 259L206 257H204V255H202V251H203V249H204V247L206 248V246H209L210 247V244L212 243L213 244V246H214V249H215V252L216 251H219L220 249L219 248H221V250H223L224 248H225V246L224 245H226V250L224 249V253H222L223 255H222V258L221 259H223L224 260V254H225V262L224 261H222V262H224L225 264H228V262L230 261V260H232V259H235L234 258V255H235V253L237 252L236 250V245H238V243H237V239H239L238 237H239V231L241 230L240 229V223H241ZM155 221H156V219H155ZM154 221V222H155ZM167 221V219L165 220V221H162V222H166ZM179 220L176 218V219H172L168 224L169 225H171V226H167L169 229H167L166 230V233H167V231H168V233H169V231L171 230V229H173L179 222H178ZM207 221V220H206ZM206 221H204V222H206ZM89 222V221H88ZM93 222V223H94ZM154 222H153V224H154ZM172 222H174V223H172ZM202 222V221H201ZM203 222V223H204ZM209 222V221H208ZM71 223V222H70ZM78 223V222H77ZM218 223V222H217ZM221 223V222H220ZM219 223V224H220ZM151 224H148V225H150L151 226ZM185 224V223H184ZM187 224V223H186ZM206 224V223H205ZM211 224V223H210ZM73 225H75L76 226V222L74 221L73 222ZM147 225V226H148ZM179 225V224H178ZM194 228H195V226L197 225V224H195V221H194ZM69 226H71V225H69ZM79 226V225H78ZM150 226H149V228H150ZM183 226V225H182ZM192 226V225H191ZM216 226H218V227H216V228H218V229H221V228H223L224 226H222L221 228H219L220 226L219 225H216ZM225 226H227V224L225 225ZM72 227V226H71ZM77 227V226H76ZM167 227H165V228H167ZM172 227V228H171ZM178 227H180V225L178 226ZM73 228H75V227H73ZM78 228V227H77ZM83 228H85V227H83ZM165 228H163V229H165ZM227 229L229 228V227H226ZM225 228V229H226ZM82 229V230H81ZM175 230H176V228H174ZM174 229H173V231H174ZM180 229V228H179ZM178 229V230H179ZM193 229V228H192ZM226 229V232H227V235H228V230ZM145 231H146V229H145ZM149 231V230H148ZM159 231V230H158ZM173 231H171V232H173ZM202 231V230H201ZM217 231H219V230H217ZM151 232V231H150ZM155 233H159V232H161V231H159V232H156V231H154ZM153 232V233H154ZM179 232V231H178ZM177 232V233H178ZM72 233V234H73ZM147 233H149V232H147ZM145 234V235H148V234ZM152 233V234H153ZM153 234L154 235V237H156V234ZM162 233V232H161ZM175 233H176V231H174L172 234H174L175 235ZM176 233V234H177ZM182 233H184V232H182ZM189 233V232H188ZM191 233V232H190ZM208 233V232H207ZM151 234V233H150ZM180 232L177 234L178 236H179V238H180ZM214 234H216V233H213V235ZM221 234H223L222 235V237H221ZM257 234V233H256ZM15 235V236H14ZM152 235V236H153ZM158 235V234H157ZM160 235V234H159ZM158 235V236H159ZM162 235V234H161ZM161 235H160V237H159V239L161 238ZM174 235H172V236H174ZM188 235H190V234H188ZM103 236V237H102ZM148 237L149 239H153V237ZM157 236V237H158ZM170 236V235H169ZM168 235H167V237H169ZM172 236H170V237H172ZM178 236H174V238H172L173 240H175V241H173V243L172 244H170L169 245V250H170V246L171 247H175V251L177 250L176 249V247H177V245L176 244H174V242H176V240H177V238H178ZM200 236H201V238H200ZM238 236V237H237ZM169 237V238H170ZM177 237V238H176ZM191 237V236H190ZM232 237V238H231ZM101 238H105V240L104 239H101ZM176 238V239H175ZM188 238V237H187ZM217 238V239H216ZM262 238V237H261ZM146 239V240H145ZM151 239V240H152ZM156 239V238H155ZM171 239V240H172ZM200 239L202 240V241H200ZM205 240V243H206V241L208 240V242H207V245H204V244H202V246H201V248L203 247V249L202 250H199L200 248V242H204V240ZM264 239V238H263ZM67 240H70L71 242H72V249L70 250V253H67V252H65V251H69V250H62V246L64 245V243H65V241H67ZM151 240H148L149 241V243H151L152 241V244L154 243V239L151 241ZM13 241V240H12ZM155 241H157V239L155 240ZM180 241V240H179ZM179 241H177V242H179ZM211 241V242H210ZM261 241V243L263 242L264 243V240H260ZM114 242V241H113ZM112 242V243H113ZM11 243V242H10ZM181 243H183L182 241H181ZM218 243H220L219 245H218ZM226 243V244H225ZM262 243V244H263ZM103 244V243H102ZM148 244V243H147ZM152 244H150V245H152ZM174 244V245H173ZM178 245L180 244V243H177ZM209 244V245H208ZM215 244V245H214ZM261 244V245H262ZM27 245V244H26ZM109 245H111V244H109ZM132 245V244H131ZM168 245V244H167ZM223 245L224 246V248L223 247H221V246ZM106 246H108L107 244H106ZM144 246V247H143ZM188 246V245H187ZM217 246V248H215ZM254 245H251V247H253ZM12 247V246H11ZM108 247H110V246H108ZM149 247V246H148ZM147 247V249L148 250H150L149 248ZM163 247V246H162ZM166 247V248H167ZM190 247V248H191ZM259 247V246H258ZM181 248H182V251H181ZM189 248V246L188 247H185V249H184V247H180L179 249H178V252L176 251V253H175V251H174V248H171L172 249V255L174 254V256H172V259H176V254L178 255V253H182L184 250H186V249H188ZM199 248V249H198ZM208 248V247H207ZM238 248V247H237ZM146 249V250H147ZM210 249H213V248H211L210 247ZM210 249L208 248V250L210 251ZM217 249V250H216ZM219 249V250H218ZM255 249V248H254ZM147 250V251H148ZM158 250V249H157ZM161 250V249H160ZM157 251V254L158 253H160V252H162V253H160L159 254V256L158 257H156L155 259L157 260H155V259H152V260H150L151 262H153L152 264H156V263H159V261L160 260H164V258L166 259V262L169 264V261H167V257L169 256L168 255V253H169V251L168 252H164V250H162V251ZM180 250V251H179ZM190 250V249H189ZM193 250V251H194ZM207 250V251H208ZM146 251V252H147ZM173 251H174V253H173ZM192 251V250H191ZM236 251V252H235ZM260 250H259V248H258V251H257V247H256V250H255V252L257 253V252H259ZM30 252V251H29ZM188 252V251H187ZM213 252H214V250L212 251V253H211V251H210V253H209V255L211 256V254H213ZM33 253V252H32ZM185 253V252H184ZM219 253V252H218ZM255 253V254H256ZM150 254H152V253H150ZM150 254H149V256H150ZM163 254V255H162ZM179 254V255H180ZM207 255V254H206ZM226 255H227V257H226ZM8 256V253L7 252H5L4 250H0V258H1V260L2 261H4L5 262V264H10V260H7L6 259V257ZM161 256V257H160ZM163 256H164V258H163ZM180 256H182V254L180 255ZM194 256V257H193ZM204 257V258H202V257ZM38 257V256H37ZM153 257V256H152ZM151 257V258H152ZM174 257V258H173ZM239 257V256H238ZM150 258V259H151ZM159 258H160V260H159ZM195 258V259H194ZM202 258V259H201ZM217 258V257H216ZM172 259H171V261H172ZM180 259H182L183 260V262H182V264L184 263V256L183 257H180ZM207 259V258H206ZM12 260H13V258H12ZM174 260L172 261L173 263H170V264H174ZM193 260V261H192ZM208 260V259H207ZM170 261V262H171ZM179 262H180V260H178ZM220 261V262H221ZM179 262H178V264H179ZM219 262V261H218ZM190 263H187V264H190ZM186 264V263H185ZM202 264H204V263H202ZM222 264V263H221ZM237 264H239V258H238V262H237Z\"/></svg>",
  "mask_w": 264,
  "mask_h": 264
},
{
  "label": "snow or ice",
  "instance_id": "obj_3",
  "mask_svg": "<svg viewBox=\"0 0 264 264\" xmlns=\"http://www.w3.org/2000/svg\"><path fill=\"white\" fill-rule=\"evenodd\" d=\"M146 7H167L169 10L172 8L178 7L177 5H131V4H117L108 2V0H92V2H85V0H32L30 3H20V2H6L0 4V16H2L6 21L13 20L14 16L25 17L29 13H34V19H21L19 23L21 25L28 26H36V27H49L52 25H57L64 32H70L73 21H83L91 26H93L96 30L104 29L107 31L109 27L113 25V22H124L127 20L132 21L131 30H135L136 23H147L143 17L136 13L135 17L131 15L136 9H144ZM231 7L239 8V5H232ZM245 9L248 8V5L243 6ZM256 8L255 5L252 6ZM260 9V18L264 19V3L259 5ZM150 15V14H149ZM45 17H61V20H52V19H44ZM238 19L245 20L246 16H239ZM13 23L16 24L17 21L13 20ZM240 27H244L241 24ZM240 28H237L236 31H239ZM18 29H14L13 32L9 33V35H16L17 42L21 39V36L18 35ZM74 34V33H73ZM235 34V33H234ZM246 40L257 41L260 40L261 43H264V25H261L260 28H257L255 31H249L245 34L244 37ZM27 41H25L24 46H26ZM16 55V45H9L8 48L4 50L5 58ZM10 69H5L4 74L7 73ZM249 79L251 80H260L264 82V62H262L259 66L254 67L248 73ZM37 83L33 85V89L37 86H48L45 85L43 79H39L38 76H34ZM247 91V89H245ZM35 98V92H33V96L29 97V99ZM35 106V105H34ZM241 112L247 111V107L241 106L239 109ZM2 114V113H0ZM259 121L264 123V112H262L259 116ZM25 126H28L27 123ZM260 140H264V135L259 137ZM254 147V145H253ZM19 158L34 162V163H42V161L36 160L31 155L30 146L21 145V147L17 150ZM260 156L264 159V144L261 145ZM226 166V165H225ZM242 183H246V181H242ZM261 194L264 196V180L261 181ZM197 210L195 202L193 203L192 211L195 212ZM264 210V209H262ZM106 244H111V247L107 252L104 253L102 257H97L95 255V249L99 246L95 240L88 241V249L93 250V257L87 262V264H120V262L114 258V253L119 251L120 244L119 242L112 243V237H109L106 241ZM261 249L256 253L255 257L249 258L247 255H239V264H264V244L260 245ZM63 250V249H62ZM255 251V249H253ZM12 253H9L6 257L7 260H11ZM191 258V253H186L184 256V260L188 261ZM0 264H5L4 261H0ZM22 264V262H21ZM167 264V262H164ZM204 264H221L214 259H208L204 261ZM228 264H237L236 259H232L228 262Z\"/></svg>",
  "mask_w": 264,
  "mask_h": 264
}]
</instances>
